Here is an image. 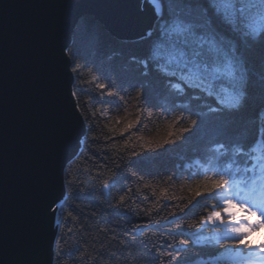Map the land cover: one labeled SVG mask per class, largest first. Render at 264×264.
<instances>
[{
    "label": "snow or ice",
    "instance_id": "obj_1",
    "mask_svg": "<svg viewBox=\"0 0 264 264\" xmlns=\"http://www.w3.org/2000/svg\"><path fill=\"white\" fill-rule=\"evenodd\" d=\"M147 2L152 6L153 20L142 34L147 38V47L132 57L135 73H117L115 80L105 73L101 82L100 76L88 68L92 76L83 83L93 85L105 98L90 113L80 107L77 93H70L77 100L74 108L84 122L93 121L105 110L117 113L109 115L102 127L97 124V131L89 123L86 134L94 146L104 141L96 147V154H110L103 163L94 165L92 179L105 192L121 183L118 173L133 179V186L122 187L110 205L128 212L136 203L133 197L150 192L154 199L136 211L137 216L143 213L151 217L163 206L169 209L163 219L172 217L170 222L174 223L192 215L195 209L202 211L197 218L184 221L187 228L195 227L197 232L189 234V239L173 241L172 250L156 256L157 261L264 264V0ZM67 56L74 59L71 50H67ZM81 67L76 64L71 72L79 77ZM256 97L261 104L252 128L235 118ZM185 100L196 102L195 109L182 103ZM113 105L116 107H104ZM153 117L162 121L164 134L159 128L155 135L140 134L147 128L144 120ZM214 118L221 122L217 135L201 142L195 170L178 185L181 194H176L173 176L180 180L182 174L173 173L159 180L140 174L148 154L180 147ZM117 136L121 141L115 139ZM75 157L73 153L67 161L69 185L78 182L75 173L80 167ZM66 203L57 198L50 211L55 216ZM257 234L260 239L254 242L251 237ZM190 246L201 249L196 259L185 255ZM87 255L81 253V258Z\"/></svg>",
    "mask_w": 264,
    "mask_h": 264
},
{
    "label": "water",
    "instance_id": "obj_2",
    "mask_svg": "<svg viewBox=\"0 0 264 264\" xmlns=\"http://www.w3.org/2000/svg\"><path fill=\"white\" fill-rule=\"evenodd\" d=\"M86 14L125 39L153 16L142 0H0V264H53L50 206L86 132L67 56Z\"/></svg>",
    "mask_w": 264,
    "mask_h": 264
},
{
    "label": "trees",
    "instance_id": "obj_3",
    "mask_svg": "<svg viewBox=\"0 0 264 264\" xmlns=\"http://www.w3.org/2000/svg\"><path fill=\"white\" fill-rule=\"evenodd\" d=\"M146 47V37L125 39L112 33L93 15L81 16L73 28L67 49L73 53L74 59L70 58L71 68L76 64L82 66L79 77L73 73V91L77 93L80 107L86 113H90L92 109L100 107V101L105 99L98 95L93 85L83 83L91 79L92 73L87 71L88 68H92L95 74L100 76L101 82H104L105 73L111 75L114 80L117 78V73L134 74L135 66L132 57L140 54ZM259 55V52L255 53L257 58ZM97 68L101 71H95ZM182 103L190 104L194 109L196 107L194 101L185 100ZM260 104L259 97L250 100L242 115L235 119L246 122L249 127L254 128ZM104 107L107 109L116 106ZM116 114L115 111L105 110L103 115H98L91 122H85L86 132L89 123L92 124L93 131H97V124L102 127L109 115L114 117ZM144 123L147 124V128L141 129L140 134L155 135L158 128L160 134H164V125L161 120L153 117L145 119ZM220 125L221 122L214 118L202 131L189 137L180 147L167 152L161 150L159 154H148L143 165L140 166V174L146 179L154 177L157 180L173 173L182 174L180 180H176L173 176L177 185L176 194H181L178 185L187 179L189 171L195 170V157L201 142L216 136ZM135 131L136 129H133V132ZM86 132L82 147L75 157L80 167V170L75 173L78 177L77 184L66 183L68 177L65 168L63 200L67 203L57 212L58 229L53 248V264H167V261L163 259L157 261L156 256L171 251L173 241L189 239V234L196 233L197 228H187L184 221L197 218V215L203 214L202 211L195 209L192 215L182 216L181 220H175L174 223L170 222L173 220L172 217H168V220L163 219L169 210L163 206L158 211H154L151 217L144 216L143 213L137 216L135 212L150 205L154 199L148 191L143 196L138 194L133 197L136 203L132 205V212L124 208L110 207L115 203V198L120 194L122 187L133 186L134 180L127 178L123 173H118L122 176L121 183L111 192L102 191L99 183L92 179L95 175L94 165L103 163L104 157L110 154L104 153L103 156H98L96 147L104 141L94 146L93 140ZM115 139L121 141L119 136ZM92 157H95L94 161ZM108 162L111 165V160ZM93 185H95L94 188ZM144 196L148 199L145 200ZM161 203L163 205L175 202ZM68 212H72L73 216L68 217ZM137 225L141 228H137ZM176 225H181V228H177ZM68 229L72 231L69 232ZM200 251L198 246H190L185 255L196 259V253ZM81 253L88 255L82 259Z\"/></svg>",
    "mask_w": 264,
    "mask_h": 264
},
{
    "label": "rangeland",
    "instance_id": "obj_4",
    "mask_svg": "<svg viewBox=\"0 0 264 264\" xmlns=\"http://www.w3.org/2000/svg\"><path fill=\"white\" fill-rule=\"evenodd\" d=\"M142 3H143V6H145V4H147V5L151 8L152 15H153L152 6L147 2V0H142ZM152 20H153V16H152L150 22H151ZM150 22H149V24H150ZM149 24H148V25H149ZM147 27H148V26H147ZM251 239H252L254 242L257 241V240H259V239H260V234H257V235L252 236Z\"/></svg>",
    "mask_w": 264,
    "mask_h": 264
},
{
    "label": "bare ground",
    "instance_id": "obj_5",
    "mask_svg": "<svg viewBox=\"0 0 264 264\" xmlns=\"http://www.w3.org/2000/svg\"><path fill=\"white\" fill-rule=\"evenodd\" d=\"M62 198V194H60V199ZM63 198H64V194H63ZM63 200V199H62Z\"/></svg>",
    "mask_w": 264,
    "mask_h": 264
}]
</instances>
